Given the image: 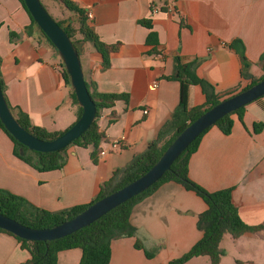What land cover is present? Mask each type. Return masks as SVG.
<instances>
[{"label": "crops", "instance_id": "obj_1", "mask_svg": "<svg viewBox=\"0 0 264 264\" xmlns=\"http://www.w3.org/2000/svg\"><path fill=\"white\" fill-rule=\"evenodd\" d=\"M70 1L90 14L102 42L119 45L106 69L93 47L84 45V75L98 92L125 94L127 102L117 101L99 114V130L105 135L100 147L105 154L96 163L91 160V147L72 145L64 151L60 169L38 172L16 157L12 140L0 128V189L49 212L92 202L116 170L157 138L179 105L180 84L172 79L176 57L184 63L198 60L196 75L211 84L221 100L246 89L262 74L264 0ZM141 21H148L150 28ZM30 24L19 0H0L4 95L10 108L26 114L32 125L64 132L77 121L79 106L56 51L39 39L35 29L26 34ZM151 33L154 37L148 42ZM232 44L243 51L246 65ZM204 103L201 87L190 86L188 107ZM231 119L229 135L212 126L202 136L189 159L188 176L208 192L232 189V203L244 225L261 227L239 239L224 237L219 264H224L229 247L236 251L234 264H261L254 251L264 247V96ZM257 124L263 125L259 132L254 131ZM114 142L118 148L111 147ZM206 209L194 192L173 182L162 185L138 203L130 216L137 238L155 257L147 259L143 250L135 249V238H122L111 242L109 264H167L181 257L202 238L196 224ZM80 258V249L65 250L56 264H78ZM29 259V252L15 238L0 233V264ZM185 264L210 261L201 256Z\"/></svg>", "mask_w": 264, "mask_h": 264}, {"label": "trees", "instance_id": "obj_2", "mask_svg": "<svg viewBox=\"0 0 264 264\" xmlns=\"http://www.w3.org/2000/svg\"><path fill=\"white\" fill-rule=\"evenodd\" d=\"M52 1L58 3L62 8V13L59 16V19L55 20V22L58 25H61L70 20L71 23L64 29L65 33L72 42L83 43L82 50L78 52L80 61L84 45L89 44L101 56L102 69H106L109 65L111 54L118 51L119 45H108L102 42L90 22L88 13L79 8L72 1ZM19 2L28 13L23 0H19ZM40 2L43 5L41 0ZM66 12L69 14H66ZM29 17L31 24L26 28V34L31 35L33 29L39 33L40 30L37 28L30 15ZM140 24L150 28V23L148 21H141ZM14 36V34H11L12 38ZM153 37V33L149 34L147 41H151ZM39 39H41V37ZM43 39L55 50L47 38L44 37ZM231 48L238 50L239 55L246 65L247 62L243 51L237 49L235 44H232ZM198 63V60L184 63L179 57L175 58V73L172 79L178 81L180 84L179 105L177 110L172 114L169 121L166 122L160 129L157 138L149 143L146 150L142 154L134 157L125 167L116 170L112 178L101 186L99 194L94 198V200H92V202L86 205H78L56 212H49L33 206L22 197L0 189V214L33 229L52 228L74 218L94 202L112 194L144 175L159 160L164 151L180 133H182L203 113L222 101V96L215 94L212 85L198 78L196 75V67ZM62 68L65 81L69 84V77L64 69V66H62ZM260 68L262 74L258 78L252 80L246 89L264 78V53L260 57ZM84 80L89 95L95 104L96 116L89 129L69 146L73 145L82 148L91 147V160L93 163H96L102 151L100 145L105 141V135L99 130L97 123L99 114L103 109L113 107L117 101L121 100L127 102V96L125 94L100 93L96 90L95 83L87 78L86 75H84ZM193 85H199L201 87L202 92L205 95V103L201 107L190 109L188 107V91L190 86ZM0 86L4 94L1 79ZM73 100L77 103L74 93ZM243 109L244 107L224 116L218 120L214 126H216L223 134L229 135L233 125L231 116L233 114L240 115ZM10 110L19 125L40 140L51 141L65 132H50L44 128L34 126L26 114L21 111L15 112L11 108ZM81 113L82 109L79 107L77 120L79 119ZM262 126V124L255 125L254 131L259 132ZM0 128L12 140L14 144L13 152L16 157L25 162L27 165L31 166L38 172L54 171L61 168L63 164V153L67 148L52 153L30 151L14 140V138L4 129L1 122ZM207 130L208 129L200 134L178 156V158L170 166V169L147 190L109 211L89 226L82 228L69 236L54 241L31 242L20 239L2 229H0V233L12 236L20 243L22 249L29 252L30 259L22 264H56L58 254L62 251L70 249L81 250V258L78 264H109L111 242L131 237L135 238V249L143 250L146 258L152 259L155 257V253L147 251L143 247L141 241L137 238L136 228L130 222V216L132 210L138 203L151 196L162 185L173 182L181 185L187 191L194 192L203 200L207 209L197 217L196 226L202 233V238L195 245H193L188 252L177 259L169 261L167 264H185L191 259L201 256L208 257L210 264H219L220 259L224 254V251L220 248V243L224 237L229 236L232 239H239L246 232L253 233L260 230L261 227L248 228L244 225L238 215L237 208L232 203V189L228 188L215 192H208L189 178V159L196 151L202 136ZM20 149L23 150V154H20Z\"/></svg>", "mask_w": 264, "mask_h": 264}, {"label": "water", "instance_id": "obj_3", "mask_svg": "<svg viewBox=\"0 0 264 264\" xmlns=\"http://www.w3.org/2000/svg\"><path fill=\"white\" fill-rule=\"evenodd\" d=\"M24 5L40 30L41 38H47L55 48L69 77L70 87L82 109L79 119L63 134L51 141H43L19 125L11 112L0 86V122L4 129L23 147L40 153L58 152L80 138L91 126L96 116V107L87 90L84 72L78 52L83 43L72 42L64 29L70 20L58 25L48 14L40 0H23ZM264 96V78L237 94H234L212 107L192 122L164 151L159 160L144 175L123 188L94 202L74 218L57 226L33 229L0 214V229L20 239L31 242L54 241L69 236L89 226L109 211L141 194L156 183L170 169L178 156L206 129L214 126L224 116L243 108ZM20 154L23 150L20 149Z\"/></svg>", "mask_w": 264, "mask_h": 264}, {"label": "rangeland", "instance_id": "obj_4", "mask_svg": "<svg viewBox=\"0 0 264 264\" xmlns=\"http://www.w3.org/2000/svg\"><path fill=\"white\" fill-rule=\"evenodd\" d=\"M41 1H42L43 5L45 6L48 14L52 17V19H54V20L59 19V16L62 13L61 12L62 11L61 6L52 0H41ZM66 14H69V13L66 12ZM58 59H59V57H58ZM251 247L253 248V246H251ZM254 252H255V255H257V259L261 260V264H264V247H262V248L256 247V250ZM235 253H236L235 249L229 247V249L227 250V253H225L226 256L223 258V263L224 264H234L232 257ZM223 256H224V254H223ZM222 257H221V259H222ZM221 259H220V261H221Z\"/></svg>", "mask_w": 264, "mask_h": 264}, {"label": "built area", "instance_id": "obj_5", "mask_svg": "<svg viewBox=\"0 0 264 264\" xmlns=\"http://www.w3.org/2000/svg\"><path fill=\"white\" fill-rule=\"evenodd\" d=\"M171 10V8H169V11ZM157 12L156 10H154V13ZM90 16V14H88V17ZM156 86L153 85L152 88L154 89ZM112 148H118L119 144L117 142H114L113 144H111ZM105 154V151H101L100 155Z\"/></svg>", "mask_w": 264, "mask_h": 264}]
</instances>
